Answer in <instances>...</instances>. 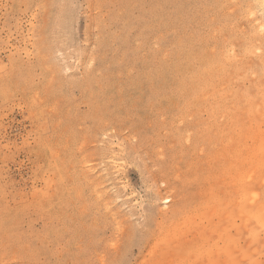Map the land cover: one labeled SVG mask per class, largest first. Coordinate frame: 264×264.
Listing matches in <instances>:
<instances>
[{
  "label": "rangeland",
  "instance_id": "1",
  "mask_svg": "<svg viewBox=\"0 0 264 264\" xmlns=\"http://www.w3.org/2000/svg\"><path fill=\"white\" fill-rule=\"evenodd\" d=\"M263 5L0 0V264H264Z\"/></svg>",
  "mask_w": 264,
  "mask_h": 264
},
{
  "label": "bare ground",
  "instance_id": "2",
  "mask_svg": "<svg viewBox=\"0 0 264 264\" xmlns=\"http://www.w3.org/2000/svg\"><path fill=\"white\" fill-rule=\"evenodd\" d=\"M264 6V5H263ZM257 36V35H256ZM254 37H255V35H254ZM258 37V36H257ZM249 40V39H248ZM257 40V39H256ZM257 45H258V43H257ZM252 46V45H251ZM254 47H256V46H254ZM222 49V48H221ZM244 51H245V49H244ZM249 51H252V49L251 50H249ZM258 51V50H257ZM221 52V51H220ZM254 52V51H253ZM252 54V53H251ZM211 65V64H210ZM210 67V66H209ZM203 68V67H202ZM255 76V75H254ZM216 98V97H215ZM244 176V175H243ZM246 181V180H245ZM243 182V181H242ZM248 197V196H247ZM240 200H241V198H240ZM247 204V203H246ZM264 212V211H263ZM263 214H261V216H262ZM264 216V215H263ZM257 217V216H256ZM259 217V216H258ZM262 219V218H261ZM264 219V218H263ZM262 225V224H261ZM260 225V226H261ZM264 226V225H263ZM250 228V227H249ZM260 228V227H259ZM254 229V228H253ZM264 229V228H263ZM260 231H261V229H260ZM253 236V235H252Z\"/></svg>",
  "mask_w": 264,
  "mask_h": 264
}]
</instances>
